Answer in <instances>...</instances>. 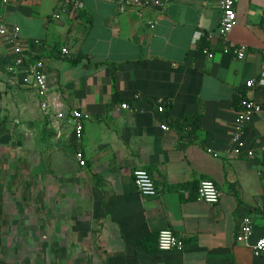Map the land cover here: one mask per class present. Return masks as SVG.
<instances>
[{
  "label": "crops",
  "instance_id": "crops-1",
  "mask_svg": "<svg viewBox=\"0 0 264 264\" xmlns=\"http://www.w3.org/2000/svg\"><path fill=\"white\" fill-rule=\"evenodd\" d=\"M236 10L229 41L247 45V55L222 51L216 37L210 58L207 40L194 39L217 32L220 0L124 11L105 0H85L80 11L67 0H0V187L14 186L16 158L30 169L34 144L39 158L53 155L58 185L72 187L65 197H88V208L34 212L31 225L15 226L14 213L0 210V264H264L251 251L264 236V86H246L264 75V0H236ZM38 59L56 108L89 113L81 138L68 118L41 109L26 69ZM245 95L263 105L244 131L253 158L227 150ZM137 168L150 171L156 195L140 193ZM203 180L218 186L217 203L198 199ZM242 215L255 226L249 242L236 240ZM166 228L184 250L158 248Z\"/></svg>",
  "mask_w": 264,
  "mask_h": 264
},
{
  "label": "built area",
  "instance_id": "built-area-1",
  "mask_svg": "<svg viewBox=\"0 0 264 264\" xmlns=\"http://www.w3.org/2000/svg\"><path fill=\"white\" fill-rule=\"evenodd\" d=\"M75 11H80L84 5L85 0H67ZM112 3H115L119 10L124 11L126 8L130 6H149V5H160L161 0H105ZM220 7L222 8V15L220 19V24L217 32H204L198 31L195 35L194 44L197 43L198 39L205 38L207 40L208 45L204 47L206 54L213 58L214 50L211 48L209 43L213 41L216 37H219L222 40V48L221 50L229 53L237 58H244L248 52V46L245 44H233L229 41V35L233 30L234 26L237 23L238 14L236 10V0H220ZM55 17H59V14L56 13ZM151 26L154 27L155 23L153 21L150 22ZM19 30L18 27L13 29V32H17ZM0 31H6V24L0 26ZM212 45V44H211ZM213 47V46H212ZM66 48L63 49V52H67ZM264 57V49L262 51ZM19 62H23L22 57L17 58ZM27 73L33 77V80L37 86V93L39 98V104L41 109L50 113L51 111H55V114L60 119L68 118L69 121H72L75 125L76 137L81 138L83 134L86 120L90 117L89 113L83 112L78 109H73L70 113H66L65 111L59 110L56 108L57 102L55 103L53 100L48 98L49 94V83H48V72L46 70L45 63L43 60L38 59L29 66H27ZM246 86L249 89H255L258 87L264 86V75L258 79H250L246 82ZM158 111L163 113L165 111V99L163 97H159L157 99ZM123 109L133 110V107L129 102H123L121 104ZM263 110L262 103L253 99L252 97L245 95L241 98L238 104V111L235 121V126L233 131H231V145L229 146L228 153L234 157H248L253 158L256 155L254 148L249 147L245 140V132L248 125L254 120L255 116ZM163 128L167 129L168 125L163 124ZM209 152H212L214 156H219V153L213 151V149L209 148ZM261 153L264 156V146L260 149ZM76 157L79 160L81 165L86 164L85 154L83 151L78 150L76 152ZM134 179L136 186L140 193L144 196H154L158 192V188L156 182L150 174V171L145 168H137L134 170ZM197 197L200 200L209 202V203H217L220 200V190L216 183L212 180H203L197 191ZM264 207V202L263 205ZM254 223L253 219L250 215H242L239 223V229L236 234V240L238 242H249L254 236ZM158 248L162 251H171L178 250L182 251L185 249V241L184 239L175 233L171 229H162L158 235ZM251 251L259 257L264 258V236L256 237V239L251 243Z\"/></svg>",
  "mask_w": 264,
  "mask_h": 264
},
{
  "label": "rangeland",
  "instance_id": "rangeland-1",
  "mask_svg": "<svg viewBox=\"0 0 264 264\" xmlns=\"http://www.w3.org/2000/svg\"><path fill=\"white\" fill-rule=\"evenodd\" d=\"M38 151L39 148L32 144L30 169L21 159L16 158L17 174L14 186H10L7 193L6 190L3 191L5 187H0V193L4 194L0 197V210L14 213V216L12 214L13 217L10 218L14 220L15 226L31 225L27 222H37L39 218L35 213L39 211H71L81 205L88 208V197H65L66 192L72 187H66L67 189L64 190L58 185V169L51 168V164L48 163V160L54 163L53 155L49 158L47 156L39 158ZM39 161L43 163V168L38 166ZM58 194H61L60 197ZM25 211L35 213L23 217Z\"/></svg>",
  "mask_w": 264,
  "mask_h": 264
},
{
  "label": "trees",
  "instance_id": "trees-1",
  "mask_svg": "<svg viewBox=\"0 0 264 264\" xmlns=\"http://www.w3.org/2000/svg\"><path fill=\"white\" fill-rule=\"evenodd\" d=\"M241 100V99H240Z\"/></svg>",
  "mask_w": 264,
  "mask_h": 264
}]
</instances>
